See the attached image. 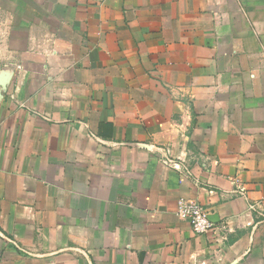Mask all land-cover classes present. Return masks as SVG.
Listing matches in <instances>:
<instances>
[{
	"label": "crops",
	"instance_id": "0c3cea01",
	"mask_svg": "<svg viewBox=\"0 0 264 264\" xmlns=\"http://www.w3.org/2000/svg\"><path fill=\"white\" fill-rule=\"evenodd\" d=\"M0 264H264V0H0Z\"/></svg>",
	"mask_w": 264,
	"mask_h": 264
},
{
	"label": "built area",
	"instance_id": "2783aa9c",
	"mask_svg": "<svg viewBox=\"0 0 264 264\" xmlns=\"http://www.w3.org/2000/svg\"><path fill=\"white\" fill-rule=\"evenodd\" d=\"M169 164L175 165L174 162H169ZM233 182L236 186L234 195L246 197L248 188L242 184V181L235 178ZM176 211L180 219L190 223L195 234H206L215 229V223L209 218V211L197 201H188L182 198L178 202Z\"/></svg>",
	"mask_w": 264,
	"mask_h": 264
}]
</instances>
